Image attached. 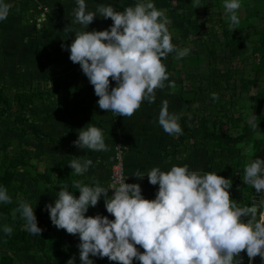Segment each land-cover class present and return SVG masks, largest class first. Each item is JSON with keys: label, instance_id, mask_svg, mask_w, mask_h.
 <instances>
[{"label": "clouds", "instance_id": "9594fccd", "mask_svg": "<svg viewBox=\"0 0 264 264\" xmlns=\"http://www.w3.org/2000/svg\"><path fill=\"white\" fill-rule=\"evenodd\" d=\"M76 4L75 20L83 27L75 30V39L63 47L70 49V59L79 62L94 85L99 107L131 117L144 101L155 102L157 90L165 88L166 81L174 83L169 80L164 58L173 51L179 57L191 51L173 42L164 9L158 8L155 0H137L122 10L113 3H101L95 10H89L87 0H76ZM224 6L230 14V27L239 25L242 0H224ZM11 7L9 0H0V21L7 19ZM98 15L110 17L114 23L103 30H88ZM212 96L219 98L216 92ZM158 122L173 136L183 134L180 117L169 110L168 99L161 103ZM250 123L254 129L259 127L254 119ZM73 144L98 151L109 147L103 129L95 124L81 128ZM68 164L82 174L93 160L80 155ZM261 173L264 156L251 158L244 167L243 180L261 194L259 202L251 205L232 198L231 177L184 163L135 172L137 177L147 174L151 184H159L155 198L145 197L140 183L126 179L119 180L118 186L77 181L79 196L62 186L55 202H48L45 208L54 225L79 234L80 264H95L93 257L97 256L122 264H134V259L141 264H244V251L248 264H253L257 255L264 258ZM109 189L115 190L112 195ZM102 194L107 212L114 219L100 212L86 215ZM11 200L8 188L0 184V204ZM16 211L30 233L44 230L29 200H21ZM3 231L11 234L13 228L6 225ZM66 264H76L75 254Z\"/></svg>", "mask_w": 264, "mask_h": 264}, {"label": "crops", "instance_id": "0c3cea01", "mask_svg": "<svg viewBox=\"0 0 264 264\" xmlns=\"http://www.w3.org/2000/svg\"><path fill=\"white\" fill-rule=\"evenodd\" d=\"M24 1H29L33 5V9L27 14L26 23H23L20 16L13 17L11 15L7 19L0 21V64L5 62L8 71L10 70V72L19 76L23 80L24 85H29L33 81L45 77L48 59L55 58L56 61L49 65L52 87L55 92H60L65 89V86L70 93L68 99H65L60 93L57 96V101L53 102V104L41 102L35 106L36 111L34 109L33 112L29 113H33L32 115L37 118L38 122L35 125L26 123V131L31 135L42 132L45 135L57 138L65 136L75 122L94 121L101 125L106 143L109 146L106 151H98L79 148L73 144V141L78 138L81 128L88 124L85 122L80 123L76 127L75 132L67 140L63 141L59 147H54L44 141V137L32 140L22 135L34 147L41 145L45 153L42 154L43 160L37 159L35 161L36 167L39 169L37 171L43 172L45 169L56 167L59 159L63 156H71L76 159L77 156L83 155L84 158L90 157L93 160V165L90 166L87 172L81 174L83 177L78 181L82 183L98 181L104 186H117V184L111 182V177L116 158H119L126 181L140 183L145 197L155 198L159 184L153 185L150 183L147 174L141 178L137 177L135 172L146 173L151 167L157 165L163 169H168L173 164L182 165L189 161L182 159V156L175 157L172 155L171 148L175 150L176 144L168 138V132L162 126H145L154 123V116L151 117L152 120L150 121L148 114L139 116L140 112L137 113L136 111L129 117L99 107L97 103L99 96L95 93L94 85L90 83L79 62H73L70 59V49L66 50L63 47L64 45H70L75 39L74 31L83 27L75 20L73 10L77 7L76 0ZM114 1L87 0V5L89 10H95L101 3L115 4ZM115 2L118 3L117 1ZM96 19H99L100 23L96 26H94V23L88 27V30H103L114 23L110 17L105 19L98 15ZM43 25L44 31H40L39 29ZM57 27H59L58 30ZM67 27L68 29H66ZM4 48L9 53L8 55L5 54ZM38 48L42 50L40 55L37 54ZM15 67L21 70V74L16 73ZM2 80H6L8 85L12 86L6 76H3ZM112 83L115 85L116 82L113 81ZM76 97L80 98L76 113L68 114L69 104L75 102ZM173 97V95L167 96L170 111H172ZM142 104L145 105L146 109H150L151 106H161V101L158 99L153 103L144 101ZM119 115L121 117L120 120H118ZM146 121L148 122L147 124ZM22 148H29L34 151L32 147L26 146ZM193 153L194 155L190 156L192 163L190 166L194 169L203 168L208 171L211 159L202 150L194 151ZM20 176L19 181L24 182L28 200L54 203L58 191L62 188L58 185H51L48 191H38V187L26 175L22 174ZM98 212L114 219V215L107 212L103 194L96 206H89V211L86 215H95ZM79 242L80 239L71 244L70 248L72 254H75L80 259L77 246ZM137 247L144 251L142 246L137 245ZM27 256L38 264H46L43 259ZM93 259L95 264H122L119 261H111L107 257L97 256L93 257ZM35 261L34 263L37 264ZM134 264H141V262L134 259Z\"/></svg>", "mask_w": 264, "mask_h": 264}, {"label": "rangeland", "instance_id": "374dc122", "mask_svg": "<svg viewBox=\"0 0 264 264\" xmlns=\"http://www.w3.org/2000/svg\"><path fill=\"white\" fill-rule=\"evenodd\" d=\"M115 1L114 5L120 10L137 2V0ZM155 3L158 8L164 9L165 15L169 18L168 27L173 42L179 48L191 49L186 56L179 57L177 52L173 51L164 58L167 71L170 73L169 80L174 83L168 84L166 81V87L157 90V99L162 103L168 95H173L172 111L178 115L187 112L188 118L193 115L204 116L210 123V130L230 136L240 134L241 128L245 124H250L255 115L264 113V99H258L254 109L252 106L253 97L264 96V74L258 68V56L252 51L264 27V0H242V7L238 10L241 20L235 27H230V14L225 9L224 0H155ZM94 23L96 26L100 20L95 18L89 27ZM225 32H230L229 37L237 41L234 44L237 51L235 55L231 56L228 48L224 46ZM4 52L9 54L5 48ZM212 56L216 58V63L212 62ZM193 57H196V64H192ZM17 67H15L16 73L21 74V70ZM213 67L225 72L226 81L222 84L223 89L220 92L210 89V72ZM3 76L9 78L15 88L24 86L19 76L8 71L5 62L0 64V81ZM213 92L219 94L218 99L212 96ZM60 93L63 95V91ZM160 109L161 106H151L150 109H146L145 105L141 104L136 111L140 112L139 116L148 114L150 121L154 116V123L145 126H161L158 122ZM11 124L9 121L0 123V142L9 139L14 143L8 145L6 149L8 154H17L22 147L28 146L35 151L32 156L33 163L37 159L43 160L42 146L34 147L21 133L8 129ZM167 136L176 144L175 150L171 148L172 155L182 156V159L189 161L188 164L191 165L190 156L194 155V151H198L192 148L191 140L185 141L178 147L177 135L167 133ZM261 136L255 135L256 138ZM252 152L251 145L229 146L226 151L228 155L241 157L244 166L256 155ZM209 166L211 168L214 163L211 161ZM20 178L21 176H18L16 180L19 181ZM242 181L243 177H237V182L230 191L232 198L241 204L246 197L245 192L238 186ZM243 254L246 255V251ZM2 255L13 257L15 264H35V260L32 261L27 255L16 254L0 246V256Z\"/></svg>", "mask_w": 264, "mask_h": 264}, {"label": "trees", "instance_id": "16d2710c", "mask_svg": "<svg viewBox=\"0 0 264 264\" xmlns=\"http://www.w3.org/2000/svg\"><path fill=\"white\" fill-rule=\"evenodd\" d=\"M9 2L12 5L9 15L13 17L20 16L23 23H26L27 14L33 9L32 3L24 0H9ZM39 30L44 31V25ZM224 36V46L228 48L231 56L235 55L237 51L234 48V44L237 41L229 37L230 32H225ZM41 51V48H38L37 54L40 55ZM252 51L258 56V68L264 74V27L260 31L258 41L253 45ZM55 61V58L48 59L46 75L43 79L35 80L20 89L8 85L6 80L0 82V123L9 121L12 124L8 129L13 132L21 133L24 137L31 138L32 140L44 137V141L54 147H59L63 141L67 140L75 132L76 127L80 123L95 124L99 127L101 125L98 122L88 120L75 122L65 136L57 138L45 135L42 132L31 135L26 131V123L35 125L38 122L37 118L29 113L34 111L35 106L41 102L51 105L57 101L59 92H55L52 87L51 70L49 68V65ZM191 61L193 62L192 64H196V57L191 58ZM212 62L216 63L214 56H212ZM210 77V89L220 92L223 89L222 84L226 81L225 72H221L219 69L213 67L210 72ZM64 88L63 97L68 99L70 97L69 90L65 86ZM75 99V102L69 104V109H67L68 114L76 113L80 98L76 97ZM258 99H264V96L252 98L253 109ZM179 117L183 134L177 135V146L180 147L185 141L191 140L192 148L204 150L206 155L214 163V166L209 171H217L218 174L226 178L231 177L234 187V183L237 182V177L244 176L245 166L241 161V157L231 156L226 153L227 147L251 145L253 155L257 154L264 143V113L253 117L259 127L254 129L251 123L245 124L241 128L240 134L236 136L210 130V123L204 116L198 117L193 115L188 118L187 112H183ZM255 135L262 136L256 138ZM11 141L6 139L0 142V151L2 154V158L0 159V184L5 185L8 188L9 194L12 196L10 202L0 204V246L16 254L38 257L43 259L46 264H66L67 260L73 256L70 245L74 244L75 241H79V234L68 233L66 229L54 225L49 211L45 208L48 202H36L33 200H29V202L35 207L38 223L44 230L40 234L30 233L26 228L24 218L16 211L20 201L27 199L28 195L25 191L24 182L16 180V177L22 174L26 175L38 187V191H48L51 185L61 187L66 185L70 188V191H74L79 196L80 191L76 189L75 184L83 176L76 173L68 164L69 161L73 160L71 156H63L59 159L56 167L38 172L35 162L33 163L32 159L34 155L33 150L21 148L17 154H8L6 151L8 145H14ZM238 186L246 194L243 204L248 203L251 205L254 201H257L255 187L247 184L244 180ZM6 225L12 226L13 232L11 234L3 231ZM242 255L244 254L242 253ZM244 257V264H248L247 254ZM0 264H15V262L10 255H2L0 256ZM76 264H80V259L77 257Z\"/></svg>", "mask_w": 264, "mask_h": 264}, {"label": "built area", "instance_id": "2783aa9c", "mask_svg": "<svg viewBox=\"0 0 264 264\" xmlns=\"http://www.w3.org/2000/svg\"><path fill=\"white\" fill-rule=\"evenodd\" d=\"M119 161H120L119 158H116V162L114 164L113 173H112V177H111V182L117 184V186H118L119 180L125 179V176L123 175L122 166H121V163ZM262 175H264V173H262ZM114 191H115L114 189H111L110 195H112L114 193ZM255 193L257 194L256 198H257V202H258L261 198V194L259 192H257L256 190H255Z\"/></svg>", "mask_w": 264, "mask_h": 264}, {"label": "water", "instance_id": "95a60500", "mask_svg": "<svg viewBox=\"0 0 264 264\" xmlns=\"http://www.w3.org/2000/svg\"><path fill=\"white\" fill-rule=\"evenodd\" d=\"M257 156H264V144L262 145V147L260 148L259 152L253 157V160L256 159ZM262 175V173H261ZM256 190V189H255ZM257 191V190H256ZM258 203V202H256ZM245 252V251H244ZM243 252V253H244ZM253 264H264V258H261L259 255H257L254 259Z\"/></svg>", "mask_w": 264, "mask_h": 264}, {"label": "bare ground", "instance_id": "6f19581e", "mask_svg": "<svg viewBox=\"0 0 264 264\" xmlns=\"http://www.w3.org/2000/svg\"><path fill=\"white\" fill-rule=\"evenodd\" d=\"M119 117H120V115H119ZM143 147H144V145H143ZM253 203H256V202H253Z\"/></svg>", "mask_w": 264, "mask_h": 264}]
</instances>
